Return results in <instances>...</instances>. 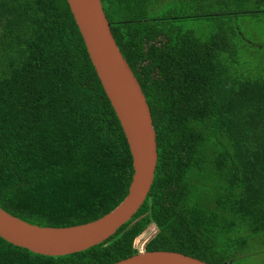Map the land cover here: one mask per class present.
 Instances as JSON below:
<instances>
[{"label": "trees", "instance_id": "obj_1", "mask_svg": "<svg viewBox=\"0 0 264 264\" xmlns=\"http://www.w3.org/2000/svg\"><path fill=\"white\" fill-rule=\"evenodd\" d=\"M101 1L151 108L152 187L104 242L51 256L0 236V264H112L151 223L147 250L264 264V43L245 29L264 25V0ZM133 173L68 1L0 0V206L83 224L122 201Z\"/></svg>", "mask_w": 264, "mask_h": 264}, {"label": "water", "instance_id": "obj_2", "mask_svg": "<svg viewBox=\"0 0 264 264\" xmlns=\"http://www.w3.org/2000/svg\"><path fill=\"white\" fill-rule=\"evenodd\" d=\"M96 73L125 132L134 173L122 201L105 215L78 225L43 226L0 206V236L33 252L62 256L98 245L138 212L155 178L157 134L150 105L111 30L101 0H67ZM112 264H211L169 250H140Z\"/></svg>", "mask_w": 264, "mask_h": 264}, {"label": "rangeland", "instance_id": "obj_3", "mask_svg": "<svg viewBox=\"0 0 264 264\" xmlns=\"http://www.w3.org/2000/svg\"><path fill=\"white\" fill-rule=\"evenodd\" d=\"M244 26V24H241ZM247 30V35L254 39L258 43H264V36L262 32H264V25H260L257 22H251ZM158 229L155 224L151 223L147 227H145L141 233L138 235L136 239V245L141 249L145 250L146 246L150 241L154 238V236L158 233Z\"/></svg>", "mask_w": 264, "mask_h": 264}]
</instances>
